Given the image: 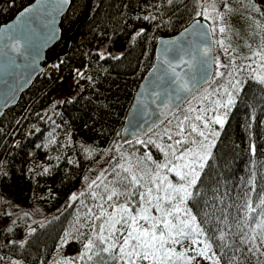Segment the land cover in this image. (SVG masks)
I'll use <instances>...</instances> for the list:
<instances>
[{
	"label": "trees",
	"instance_id": "trees-1",
	"mask_svg": "<svg viewBox=\"0 0 264 264\" xmlns=\"http://www.w3.org/2000/svg\"><path fill=\"white\" fill-rule=\"evenodd\" d=\"M32 1L0 0V26ZM88 1L70 0L59 24L61 39L85 18ZM228 3L229 55L236 65L249 63L252 68L237 73L240 89L225 109L224 125H213L219 135L212 136L210 155L200 171L201 195L190 200L188 207L198 223L207 220L202 226L211 230L209 235L223 229L231 243L238 239L232 233L248 231V217L257 215L260 208L256 206L264 199V85L254 78L256 73L264 74L257 67L264 61L245 59L264 45V0ZM197 8L196 0H172L171 4L168 0H92L88 19L80 25L67 53L54 62L57 74L44 70L0 117V264H53L59 255H78L82 248L78 220H83L85 205L94 204L90 191L103 187L89 190L92 179L86 183V177L95 173V179L125 159L134 166L131 157L121 152L137 148L140 140L118 145L124 118L153 63L156 40L186 27ZM217 9L225 11L222 0ZM196 19L204 20L202 16ZM204 21L210 29L217 26L213 19ZM211 35L213 56L228 63L229 55L215 43L225 36L218 30ZM59 48L60 42L45 57L54 56ZM223 79L213 77L211 86ZM208 87L209 83L189 100ZM202 103L209 107L205 99ZM169 120L141 140H148ZM149 151L157 159L158 149L151 144ZM73 194L76 200L71 199ZM249 203L256 212H249ZM66 232L71 233L68 242L58 247ZM225 251L224 264H228L233 252ZM241 259L245 264L264 261L258 254L241 255Z\"/></svg>",
	"mask_w": 264,
	"mask_h": 264
},
{
	"label": "snow or ice",
	"instance_id": "snow-or-ice-1",
	"mask_svg": "<svg viewBox=\"0 0 264 264\" xmlns=\"http://www.w3.org/2000/svg\"><path fill=\"white\" fill-rule=\"evenodd\" d=\"M64 2L67 3V0ZM168 3L171 4L172 0H168ZM196 3L198 8L193 18L194 23L190 29L186 28L181 36L185 33L207 36L204 25L196 17L202 16L204 20L213 19L217 26L210 29L211 33L215 35L218 30L225 36L215 43L229 55L230 46L226 43L225 22L226 12L231 10L228 0H222L224 12L218 11V0H196ZM29 11L25 9L17 19L20 20ZM144 19L148 20L149 17L145 16ZM221 22H224L223 25ZM140 34L141 32H138L136 35ZM192 50L200 52L203 56H210V50L201 51L199 45L178 49L173 41L171 46H165V55L172 51L173 56L171 60L163 61L166 68L158 69L159 75L152 81L154 97L159 98L163 93L166 99L169 91L191 92L196 88L195 74L190 75L188 72L182 74L177 71L181 64H186L189 69L193 67V61L185 59V55H189ZM253 57H259L260 61H264V45L258 50H253L252 55L245 59L251 60ZM100 58H104L103 53L100 54ZM213 63L214 73L208 71ZM200 64L207 65V68L201 67L200 70L205 73L202 79L209 83V86L213 77H223L225 80L217 88L212 89V92L205 89V95L201 99L209 100V103L214 105L211 108L213 112H217L219 108L228 109L234 103V93L240 89L241 81L237 78V73L248 71L252 65L238 66L235 58L230 55L228 63L221 62L219 57H211L200 61ZM257 67L264 69V63H258ZM254 78L264 85V74L256 73ZM189 84L192 88H189ZM214 94L218 97L226 96L227 99L211 100L210 97ZM209 110L208 107L195 109L190 107L182 119L177 118L175 130L165 128L164 135L171 143L156 145L163 153L162 160H154L150 154L144 153L143 159L148 162L145 169H137L129 159H125L124 163H117L110 172L107 169L102 170L99 176L92 179L88 184L89 190H92L93 186L97 189H101V185L103 187L100 191H90L94 204L91 207L85 205L87 210L83 220L82 222L78 220L77 231L82 248L76 257L64 258L55 261L54 264H201V260L209 261L210 264H224L226 249L233 252L228 264H245L241 255L258 254L264 257V207H262L264 199L256 206L260 208L257 215L248 217L250 221L248 231L232 233L238 236V239L231 243L228 242L223 229H217L209 235L211 230L202 226L207 220L198 223L197 216L188 207L190 200L201 195L197 182L204 162L210 155V152L206 151L212 143L208 141V135L213 137L219 135V132L210 128V125L218 124L222 128L225 122L226 112L208 117L205 113ZM194 135L202 139L197 140ZM138 142L154 143L151 140ZM202 149L205 151H201ZM71 199L76 200V194H73ZM93 208L97 211H93ZM247 208L249 212H256L250 203L247 204ZM205 216L208 217L209 214L205 213ZM223 219L227 220L228 217L224 216ZM70 235L71 233L66 232L58 247H63ZM214 248H219L220 251H214ZM2 259L3 257H0V260ZM259 264H264V261H260Z\"/></svg>",
	"mask_w": 264,
	"mask_h": 264
},
{
	"label": "water",
	"instance_id": "water-1",
	"mask_svg": "<svg viewBox=\"0 0 264 264\" xmlns=\"http://www.w3.org/2000/svg\"><path fill=\"white\" fill-rule=\"evenodd\" d=\"M91 1H88L85 18L62 39L59 24L69 8L70 0H67V3L64 0H33L0 26V117L17 103L20 95L29 88L47 65L53 64L67 53L68 46L78 33L80 25L88 19ZM25 9L30 11L18 20L17 17ZM198 20L204 25L207 36H193L190 33L181 36L186 28H191L193 20L175 35L160 37L156 40L153 63L136 88L119 133V146L144 138L207 84L202 79L205 73L200 70L201 67L207 68V65L201 66L200 61L214 57L213 40L209 24L204 20ZM173 41L178 49L199 45L201 51L210 50V56L206 57L192 50L189 55H185V59H191L193 67L189 69L186 64H181V67L177 69L182 74L184 72L190 75L195 74L196 88L194 90L179 93L169 91L166 99L163 93L156 98L152 95L151 84L159 75L158 69L166 68L163 61L172 59V51L165 55V46H171ZM58 42H60L59 50L54 56L46 58V52ZM208 71L214 73V63ZM189 88H192L191 84Z\"/></svg>",
	"mask_w": 264,
	"mask_h": 264
},
{
	"label": "rangeland",
	"instance_id": "rangeland-1",
	"mask_svg": "<svg viewBox=\"0 0 264 264\" xmlns=\"http://www.w3.org/2000/svg\"><path fill=\"white\" fill-rule=\"evenodd\" d=\"M249 63H247L246 65H248ZM245 65V64H244ZM45 73L46 74H49V75H52V76H55L57 74V64L53 63V64H49L45 67ZM214 71H215V63H214ZM44 72V71H43ZM225 80H219V81H216L212 86L208 87V88H205V89H208L209 92H212V89L214 88H217L220 84L224 83ZM204 89V90H205ZM204 90L196 97V98H193L191 100H189L188 102H186V104L182 107V109H180L179 111H177L176 113H174L172 115V117H170V120L167 121L165 124H163L157 131H155L153 133V135L148 139L146 140L145 142L151 140V141H154V143H140L138 145L137 148H128V149H124L122 152H121V155L123 157H128L130 156L132 161H133V164H134V167L137 168V169H145L147 166H148V162L146 160L143 159V156H144V153H148L150 154L151 152L149 151L150 149V146L151 144L153 146H155L158 151H159V154H158V157L157 159H154V160H162L163 159V153L160 151V149L156 146L157 144H162V145H166L167 143H171V141H168L167 139V136L164 135V130L165 128H172L173 130H175V126H176V123H177V118H183V116L186 114V111L187 109H189L190 107L195 109L197 108L198 106L199 107H206L204 106V104L202 103V97L205 95V92ZM217 98H219L221 101L223 100H226L227 97L226 96H217V95H212L210 97L211 100H216ZM206 100V99H205ZM206 103H209V100H206ZM214 107V105H211L209 103V111L205 113L206 116L208 117H212L214 116L215 114H219V111L223 114L225 113V109L224 108H219L217 109V112H213L211 111V108ZM227 111V109H226ZM224 119H225V116H224ZM171 122V123H169ZM196 123H200V122H196ZM213 125L215 126H220L218 124H211L210 125V128L213 129ZM200 127L202 128L203 125L201 124ZM206 134H207V130H206ZM163 137V138H162ZM194 137H197L200 139H202L201 137L199 136H195ZM212 136L211 135H208V141H211V146L206 150V151H210V149L212 148V144H213V140H212ZM208 141H205V143H208ZM150 145V146H149ZM190 146V145H189ZM140 151V153L138 152ZM201 151H205L204 149H202ZM151 155V154H150ZM152 156V155H151ZM95 176V173H90L89 175H87L86 177V183L89 182V180L93 179V177ZM172 179H175V177H171ZM37 195H40L39 192L37 193ZM64 258H68L64 255H59L55 260V261H60ZM53 262V264H54ZM201 264H210L209 261H204V260H201Z\"/></svg>",
	"mask_w": 264,
	"mask_h": 264
}]
</instances>
